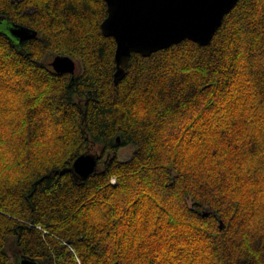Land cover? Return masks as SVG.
Masks as SVG:
<instances>
[{
    "label": "trees",
    "instance_id": "trees-1",
    "mask_svg": "<svg viewBox=\"0 0 264 264\" xmlns=\"http://www.w3.org/2000/svg\"><path fill=\"white\" fill-rule=\"evenodd\" d=\"M107 15L0 0L37 31L0 30V264H264V0H239L209 45L133 53L118 84ZM87 151L98 169L78 180Z\"/></svg>",
    "mask_w": 264,
    "mask_h": 264
},
{
    "label": "water",
    "instance_id": "water-1",
    "mask_svg": "<svg viewBox=\"0 0 264 264\" xmlns=\"http://www.w3.org/2000/svg\"><path fill=\"white\" fill-rule=\"evenodd\" d=\"M108 15L101 24L105 36L116 40L114 83L126 74L133 53L147 57L189 39L209 45L225 16L239 0H105ZM7 26L4 31L21 45L37 35V31L0 17ZM57 72H70L76 77V61L68 55H56L51 61ZM99 156L92 152L80 154L69 168L78 180L89 177L98 169ZM221 221V228H224ZM17 264H39L20 256Z\"/></svg>",
    "mask_w": 264,
    "mask_h": 264
},
{
    "label": "rangeland",
    "instance_id": "rangeland-1",
    "mask_svg": "<svg viewBox=\"0 0 264 264\" xmlns=\"http://www.w3.org/2000/svg\"><path fill=\"white\" fill-rule=\"evenodd\" d=\"M6 26H7V23H6L5 20H3L2 24H0V29H4ZM55 56H56V55H54V56H50V57L48 58L47 61L53 60ZM131 150H132V149H131L130 146H128V147H124V148H122V149L119 150V153H118V154H119L122 158H127V157H129V155L131 154ZM92 153H93V152H92Z\"/></svg>",
    "mask_w": 264,
    "mask_h": 264
},
{
    "label": "flooded vegetation",
    "instance_id": "flooded-vegetation-1",
    "mask_svg": "<svg viewBox=\"0 0 264 264\" xmlns=\"http://www.w3.org/2000/svg\"><path fill=\"white\" fill-rule=\"evenodd\" d=\"M51 61L52 60H50V61H48V64H49V66L50 67H52L54 70H55V68L52 66V64H51ZM56 71V70H55ZM57 72V71H56ZM78 72H79V67H78V65L76 66V75L78 74ZM60 73H63V72H60ZM68 73H70V72H68ZM71 74V77L73 76V74L72 73H70ZM73 79V78H72ZM17 259V257H15L14 258V260H16Z\"/></svg>",
    "mask_w": 264,
    "mask_h": 264
},
{
    "label": "built area",
    "instance_id": "built-area-1",
    "mask_svg": "<svg viewBox=\"0 0 264 264\" xmlns=\"http://www.w3.org/2000/svg\"><path fill=\"white\" fill-rule=\"evenodd\" d=\"M112 182L115 183V182H116V178H113V179H112Z\"/></svg>",
    "mask_w": 264,
    "mask_h": 264
}]
</instances>
